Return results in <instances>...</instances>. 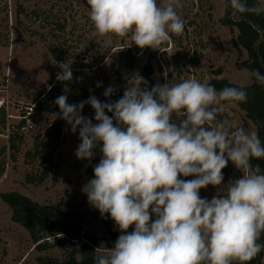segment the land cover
Instances as JSON below:
<instances>
[{
    "label": "clouds",
    "instance_id": "1",
    "mask_svg": "<svg viewBox=\"0 0 264 264\" xmlns=\"http://www.w3.org/2000/svg\"><path fill=\"white\" fill-rule=\"evenodd\" d=\"M87 5L97 35L130 36L140 49H159L170 34L185 29L176 11L180 0L163 5L157 0H87ZM226 7L241 14L262 12L248 0H228ZM58 67L57 79L72 82L71 65ZM251 74L264 86V73L253 69ZM115 91L113 86L104 90L108 102L90 95L78 104L62 94L54 101L60 111L50 114L65 121L71 133L79 131L78 160L91 163L96 150L100 153L93 178L81 191L120 235L113 247L95 249L93 264H250L264 250L259 242L264 171L252 163L264 160V142L257 131L232 130L218 118L216 107L221 101L247 102L246 89L217 90L195 78L149 88L135 75L122 97L111 101ZM85 105L94 110L95 122L82 114ZM229 162L241 176L228 182L226 194L202 198L201 189L225 186L223 170ZM74 259L77 264L85 259L79 247Z\"/></svg>",
    "mask_w": 264,
    "mask_h": 264
},
{
    "label": "rangeland",
    "instance_id": "2",
    "mask_svg": "<svg viewBox=\"0 0 264 264\" xmlns=\"http://www.w3.org/2000/svg\"><path fill=\"white\" fill-rule=\"evenodd\" d=\"M165 2L157 0L158 5ZM180 3L182 7L176 11L185 21L183 34H170V40L159 49H140L130 36L97 35L87 0H0V107L7 116L6 125L0 118V148L7 147L2 157L5 173L0 176V264H53L66 260L74 250L58 235H49L41 248L34 244L29 231L13 220L3 193L18 192L40 204L77 212L88 231L109 236L105 218L81 191L93 178V165L99 162L100 153L96 150L91 163L78 160L74 153L80 143L79 131L71 133L65 121L50 116L60 111L54 101L62 94L68 96V103L87 100L70 86L91 90L102 102H108L104 90L113 86L115 94L108 99L115 101L135 75L143 76L146 66L152 68V78L160 84L188 78L208 84L215 79L242 86L252 83L251 72L244 65L248 55L237 48V31L223 24L226 0ZM261 4L264 9V0ZM56 51L59 60L54 57ZM63 62L71 65L72 82L57 79L62 71L58 65ZM97 82L101 87H96ZM216 107L218 118L227 120L232 130L257 131L236 103L221 101ZM82 114L95 122L90 105H85ZM24 116L28 118L19 129ZM58 123L62 129L56 140L50 129ZM13 132L21 137L15 159L8 148ZM223 173L225 186L201 189L202 198L226 194L228 182L241 176L231 162ZM46 243L48 247L43 245Z\"/></svg>",
    "mask_w": 264,
    "mask_h": 264
},
{
    "label": "trees",
    "instance_id": "3",
    "mask_svg": "<svg viewBox=\"0 0 264 264\" xmlns=\"http://www.w3.org/2000/svg\"><path fill=\"white\" fill-rule=\"evenodd\" d=\"M228 0H226V4ZM249 5L258 4L262 9L261 0H248ZM223 24L234 32L237 31L236 44L240 53L246 52L248 59L244 62L245 67L252 73L253 69L264 73V9L260 15L244 13L241 14L231 7H226V16ZM55 59H60V54L54 52ZM153 70L150 66L144 68L143 78L148 81V86L155 85L156 82L152 78ZM252 76V74H251ZM210 85L217 90L225 86L243 87L248 93L247 102H235L242 110L246 112L247 118L257 127V132L262 142H264V86L256 82L255 77L252 76V83L247 86L237 85L228 80H213ZM70 88L79 96L88 99L90 95H95L99 100V96L88 89L73 87ZM54 89L51 86L50 92ZM42 96V95H41ZM46 97V96H44ZM43 97V98H44ZM41 101L39 100L38 103ZM228 102V101H225ZM37 110V108H35ZM29 113V112H28ZM31 116V114H29ZM20 125L21 129L28 118L24 116ZM0 118L3 125H6L7 116L4 107H0ZM62 123L53 125L50 129V135L58 140L61 135ZM17 133L13 132L9 135V150L12 152L11 156L15 159V154L20 150L19 139ZM7 147L0 148V176L5 173V164L2 157H5ZM254 165L259 164L262 171H264V160L252 162ZM2 199L10 206L13 212V220L19 223L22 227L29 231L34 244L41 248V243L46 240L49 235H58L65 237V241L74 248L79 247V250L84 253L85 259L81 264H93V257L96 254L94 251L100 246L111 248L120 235L116 230L114 222L110 218H106L104 223L109 230L108 237H101L88 231L82 221L79 213L67 212L61 208L50 205H43L33 201L29 197L18 192L3 193ZM264 243V235L259 241ZM45 247L49 243L43 244ZM74 250L72 254L64 261L53 264H77L74 259ZM264 258V250L253 259L250 264H262ZM234 264H238L234 262Z\"/></svg>",
    "mask_w": 264,
    "mask_h": 264
}]
</instances>
